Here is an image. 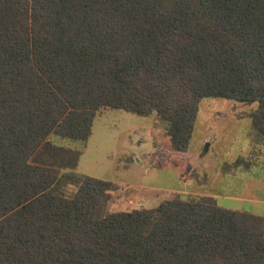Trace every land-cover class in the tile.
I'll return each mask as SVG.
<instances>
[{
    "label": "trees",
    "instance_id": "16d2710c",
    "mask_svg": "<svg viewBox=\"0 0 264 264\" xmlns=\"http://www.w3.org/2000/svg\"><path fill=\"white\" fill-rule=\"evenodd\" d=\"M204 98L250 105L264 148V0H0V264H264V215L207 188L110 211L76 173L106 109L166 123L148 166L180 162Z\"/></svg>",
    "mask_w": 264,
    "mask_h": 264
},
{
    "label": "rangeland",
    "instance_id": "374dc122",
    "mask_svg": "<svg viewBox=\"0 0 264 264\" xmlns=\"http://www.w3.org/2000/svg\"><path fill=\"white\" fill-rule=\"evenodd\" d=\"M249 111L250 105L237 101L202 99L185 158L159 170L148 162L154 143L167 139L166 123L154 115L102 110L94 117L76 173L116 183L110 211L151 208L167 192L203 194L207 188L221 207L264 215V148L252 147Z\"/></svg>",
    "mask_w": 264,
    "mask_h": 264
},
{
    "label": "crops",
    "instance_id": "0c3cea01",
    "mask_svg": "<svg viewBox=\"0 0 264 264\" xmlns=\"http://www.w3.org/2000/svg\"><path fill=\"white\" fill-rule=\"evenodd\" d=\"M188 156H189V155H188ZM189 157H190V156H189ZM180 167H181V166H180ZM180 167H179V168H180ZM168 168H169V167H168ZM172 170H173L175 173L178 172V171H175L174 169H172ZM185 170H186V167L184 166L181 172H184ZM178 174H179V173H178ZM189 180H190V179H189Z\"/></svg>",
    "mask_w": 264,
    "mask_h": 264
},
{
    "label": "water",
    "instance_id": "95a60500",
    "mask_svg": "<svg viewBox=\"0 0 264 264\" xmlns=\"http://www.w3.org/2000/svg\"><path fill=\"white\" fill-rule=\"evenodd\" d=\"M207 146H208V143H206V145H205V149H207Z\"/></svg>",
    "mask_w": 264,
    "mask_h": 264
}]
</instances>
